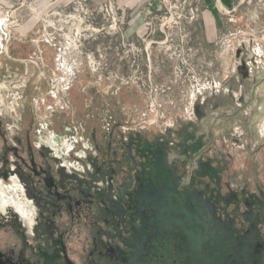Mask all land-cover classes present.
I'll return each instance as SVG.
<instances>
[{
  "label": "rangeland",
  "instance_id": "obj_1",
  "mask_svg": "<svg viewBox=\"0 0 264 264\" xmlns=\"http://www.w3.org/2000/svg\"><path fill=\"white\" fill-rule=\"evenodd\" d=\"M262 83L264 0H0L9 142L64 158L71 145L89 155L109 124L171 137L201 127L205 97L224 116L214 138L233 177L264 193V99L249 102Z\"/></svg>",
  "mask_w": 264,
  "mask_h": 264
},
{
  "label": "flooded vegetation",
  "instance_id": "obj_2",
  "mask_svg": "<svg viewBox=\"0 0 264 264\" xmlns=\"http://www.w3.org/2000/svg\"><path fill=\"white\" fill-rule=\"evenodd\" d=\"M212 109L172 138L109 124L64 158L0 125V264H264V193L233 177Z\"/></svg>",
  "mask_w": 264,
  "mask_h": 264
},
{
  "label": "crops",
  "instance_id": "obj_3",
  "mask_svg": "<svg viewBox=\"0 0 264 264\" xmlns=\"http://www.w3.org/2000/svg\"><path fill=\"white\" fill-rule=\"evenodd\" d=\"M216 1L219 3V5H222V6L228 5L231 2V0H216ZM258 89H259V91L257 93H255V97H254L253 92L251 91L252 98L249 100V102L252 101V100L258 99L259 96H261V99L262 98L264 99V85H263V83L258 86ZM253 104H255L254 101L251 103V105L250 104L249 105L252 107V106H254ZM249 105H247V108L249 107ZM237 116H238V114L236 116H234V117L236 118Z\"/></svg>",
  "mask_w": 264,
  "mask_h": 264
},
{
  "label": "water",
  "instance_id": "obj_4",
  "mask_svg": "<svg viewBox=\"0 0 264 264\" xmlns=\"http://www.w3.org/2000/svg\"><path fill=\"white\" fill-rule=\"evenodd\" d=\"M252 92H253V90H252ZM201 112V111H200ZM198 110L196 111V116H197V118H198V120H199V122L200 121H202V119L204 118L203 117V115H204V113H200ZM216 115V117H214L212 120H213V124H215V123H218V121L220 122V121H223L224 120V116L223 115H221V114H219L217 111H216V106H214V109H212L211 110V112H210V116L209 117H212L213 115ZM203 117V118H202ZM212 124V125H213Z\"/></svg>",
  "mask_w": 264,
  "mask_h": 264
}]
</instances>
